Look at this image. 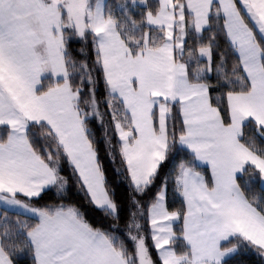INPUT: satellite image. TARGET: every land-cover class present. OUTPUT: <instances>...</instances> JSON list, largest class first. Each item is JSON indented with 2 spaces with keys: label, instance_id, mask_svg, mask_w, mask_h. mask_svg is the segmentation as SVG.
Wrapping results in <instances>:
<instances>
[{
  "label": "snow or ice",
  "instance_id": "6c2138e0",
  "mask_svg": "<svg viewBox=\"0 0 264 264\" xmlns=\"http://www.w3.org/2000/svg\"><path fill=\"white\" fill-rule=\"evenodd\" d=\"M0 264H264V0H0Z\"/></svg>",
  "mask_w": 264,
  "mask_h": 264
}]
</instances>
